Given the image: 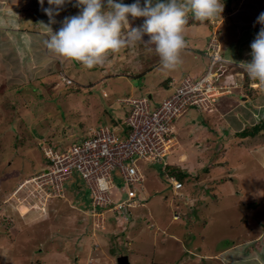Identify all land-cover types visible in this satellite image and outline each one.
Instances as JSON below:
<instances>
[{"label":"rangeland","instance_id":"rangeland-1","mask_svg":"<svg viewBox=\"0 0 264 264\" xmlns=\"http://www.w3.org/2000/svg\"><path fill=\"white\" fill-rule=\"evenodd\" d=\"M74 2L67 3L54 18L53 28L59 29L65 17L74 15ZM124 2L130 4L131 0ZM31 3L25 0L24 7L31 8ZM193 17L187 16L183 35H196L195 23L190 22ZM28 19L26 16L27 29L33 27ZM216 22L200 20L199 25L211 31ZM143 23L142 17H129V29L124 32ZM41 31L42 61H24L25 65L0 61V264H117L121 256H127L129 264H221L212 258L215 252L229 245L230 237L245 234L253 226L255 212L256 217L264 218V130L251 135L233 133L224 120L220 128H214L217 141H205L207 146L181 142L190 161L198 158L194 176L234 174V181L221 183L204 177L190 185L192 182H187L191 179L178 178L183 188L175 190L157 176L158 171L162 176V163L139 162L146 179L136 189L145 203L128 216L111 211L92 213L85 187L76 174L65 183L63 198L46 200L39 188L43 179H35L48 166L43 150L66 148L91 128L110 122L111 117L122 118L117 101L127 95L151 94L154 102L162 98L156 92L165 87L152 76L131 77L132 70L140 68L138 61L160 59L154 44L136 42L108 54L102 64L92 68L67 66V61L46 47L50 30L42 24ZM148 39L145 35L144 40ZM181 57L182 61L192 58L184 52ZM114 61L118 70L111 73ZM74 68L91 89L82 92L77 85L81 80L76 83L73 79ZM116 73L130 76L129 81L115 79ZM178 148L179 142L173 144L164 159L168 171L175 168L169 163L178 159ZM215 152L225 155L224 162ZM115 179L110 197L117 203L125 195L120 191L118 175ZM24 181L29 183L20 188ZM222 184L238 187L239 195L234 190L219 196L215 191ZM197 193L201 199H196ZM183 194H188V202ZM176 214L179 219L174 220Z\"/></svg>","mask_w":264,"mask_h":264},{"label":"crops","instance_id":"crops-1","mask_svg":"<svg viewBox=\"0 0 264 264\" xmlns=\"http://www.w3.org/2000/svg\"><path fill=\"white\" fill-rule=\"evenodd\" d=\"M20 2L22 6L19 4ZM24 2L25 0H0V61H17L18 65L22 63V65H25L24 61H42L41 43L43 41L41 40L40 34L42 32L41 23L46 22L44 18L49 22L54 32L57 30L53 28V24L55 23L50 24L49 17L43 11V8L49 7L47 0H45L43 5L39 3V0H31L32 7L27 9L24 7ZM248 2H250L249 5L246 4ZM223 3L224 11L222 13V18L218 17L215 19V21H217V26L215 28L212 25L214 28L212 27L211 31L215 30L220 33L218 35V44L221 48L220 55L228 63L225 75L218 81L219 85L224 87L226 91L210 110L199 111L190 108L178 119L174 126V143L178 145L179 142V153L178 159H176V161L172 160V162L169 163L170 167L172 165L175 167L173 168V172L170 171V174H172L178 182V178H183L184 181L186 179H191L187 182L189 183L191 181L192 183H190V185L204 179V177H206L208 181H215V179L212 178L214 176L210 173L205 174V176L201 178H198L199 176H194V173H197L194 170V162L198 161V158H194L190 161L182 150L181 142L188 141L195 145L198 143H200L199 145H206L205 141L208 143H213L214 140L217 141L219 137L217 134L216 136L213 135L214 128L216 130L220 128L219 126L224 120L227 121V127L229 126L233 133L235 132L238 134L245 131H254L255 128L264 125V83L251 79L244 67L240 64L241 62H249L251 60V43L262 27V25L257 23V18L261 12H264V0H226V2L224 1ZM245 4L247 8H245ZM73 5L71 11H75L74 15H76L78 14L79 8L75 6V2ZM249 7L250 10H247ZM26 16L29 17L28 21L33 23L32 28L29 27L27 29L25 26ZM56 20L57 19H55V21ZM199 24H195L193 27L194 33L197 30L195 33L196 35H184L186 47L182 52L192 57L189 58V61H182L183 59L181 57V63L177 68L175 70H168L162 67L160 59L156 61L152 57V61H138V65H140L139 70H132L134 75L131 76L132 79L143 75L144 77L152 76L155 81H158L159 85L165 87L162 89V92H156L158 96H162L158 101L155 100L152 102L153 95H147L151 100L152 108H155L163 99L168 98L174 91V88L180 85L185 78L197 79L205 73L208 65V59L205 53L210 43L212 33L210 29L207 30ZM208 27L210 28V26ZM222 27L224 28L221 29ZM184 31H187V29ZM48 50L53 53L50 49ZM60 58L62 61H67V66L73 65L80 67L82 65L80 62L74 61V63L73 60L63 57ZM117 67V61H114L112 67L114 70H112L111 73L118 70ZM159 68H162L166 73H163ZM71 72L76 83L83 79L78 68H74ZM244 74L247 79L246 84H244ZM115 76L118 77H114L117 80L125 79L128 82L130 79V76L123 77V75L119 73H116ZM77 85L81 88L82 92H84L83 89L88 90L87 87L91 89V85L87 86L84 84L83 80L77 83ZM131 90L132 89H129V91ZM127 94H129V92H127ZM129 96L136 98L143 97L142 94L137 96L129 94ZM199 120L200 123L198 124L197 121ZM214 145L218 146L219 144L214 143ZM215 153H217V156L219 155L218 159L222 158L221 162H224L223 158L225 155L222 153L219 154L218 152ZM197 168H199V166ZM141 172L145 180V174L142 170ZM214 175V178L218 179L221 183L226 182L228 179L231 181L233 178L236 179L234 174H231L233 177H230V175L226 176L227 174H225V176L222 174ZM157 176L165 182L164 176L163 174L161 176L160 171L157 172ZM180 183L182 187L178 190L183 188V182ZM234 190L238 191L236 194L239 195L238 187L222 184L215 192L219 196H223V193H233ZM156 191H158V189H156ZM198 193H200V191ZM198 193L196 199L200 198V194ZM186 195L188 194H183L184 201L188 202ZM249 205H247V208L251 207ZM185 206H187V203H185ZM258 206L257 209H259ZM254 214L255 218L252 220L253 223L251 222L253 226H249L245 234L239 232L233 237H230V240L228 242L226 241L230 244L226 245L224 248H219L212 256L214 260L220 261L221 264H264V228H260V225L264 227V218L256 217V212ZM261 215H264L263 211ZM172 218L174 220L179 219V215L176 214Z\"/></svg>","mask_w":264,"mask_h":264},{"label":"built area","instance_id":"built-area-1","mask_svg":"<svg viewBox=\"0 0 264 264\" xmlns=\"http://www.w3.org/2000/svg\"><path fill=\"white\" fill-rule=\"evenodd\" d=\"M219 34L215 31L211 35L206 50L209 60L206 72L197 79L185 78L155 108L146 96L121 99L123 116L119 121L91 128L66 148L43 150L48 166L35 179H43L39 188L46 200L63 198L65 183L76 174L88 191L92 213L102 215L111 211L128 216L132 209L145 203L136 189L144 182L139 162L162 163L164 179L175 190L180 189L182 184L165 169L164 159L175 144L176 121L190 108L211 109L226 91L218 84L222 63H225L220 56ZM116 175L122 182L120 191L125 195L117 203L110 197ZM28 183L24 181L19 187Z\"/></svg>","mask_w":264,"mask_h":264},{"label":"clouds","instance_id":"clouds-1","mask_svg":"<svg viewBox=\"0 0 264 264\" xmlns=\"http://www.w3.org/2000/svg\"><path fill=\"white\" fill-rule=\"evenodd\" d=\"M44 2L39 0L41 5ZM71 2L47 0L49 7L43 8V11L49 17L50 24L56 22L54 18ZM75 6L79 8L78 14L65 17L55 32L49 24H41L51 32L46 45L53 53L88 68L102 64L110 53L145 41L154 44L164 69L175 70L181 63V52L186 47L183 33L188 13L203 21L222 18L224 11L223 0H133L130 4L124 0H75ZM129 17H142L144 23L139 28L124 32L126 27L129 29ZM257 23L262 27L251 43V60L240 64L251 79L264 83V12L259 14ZM145 35L149 37L148 40H144ZM227 64L226 61L222 63L219 80L224 76Z\"/></svg>","mask_w":264,"mask_h":264},{"label":"trees","instance_id":"trees-1","mask_svg":"<svg viewBox=\"0 0 264 264\" xmlns=\"http://www.w3.org/2000/svg\"><path fill=\"white\" fill-rule=\"evenodd\" d=\"M133 2V0H131V3ZM182 2H186V0H182ZM190 14V15H189ZM189 14H188V16H193L192 15V13L191 12H189ZM206 21V20H205ZM190 22L191 23H195V24H199V22H200V20H198V19H196V18H192V20H190ZM244 77H245V80H244V84H246V75L244 74ZM117 101V100H116ZM118 102V101H117ZM118 105H119V108L121 109V110H123V108H122V106H121V104L120 103H118ZM117 121H119L118 120V118L116 117V116H114V117H111V121L110 122H112V123H114V122H117ZM261 130H264V125H262V126H260L259 128H255V130L254 131H245V132H243V133H241L242 135H245V134H253V132H255V131H261ZM80 181H81V179H80ZM86 196H87V201L89 202V204H90V199H88V191H86ZM90 210H91V207H90Z\"/></svg>","mask_w":264,"mask_h":264},{"label":"water","instance_id":"water-1","mask_svg":"<svg viewBox=\"0 0 264 264\" xmlns=\"http://www.w3.org/2000/svg\"><path fill=\"white\" fill-rule=\"evenodd\" d=\"M117 264H129V260L127 256H121L117 260Z\"/></svg>","mask_w":264,"mask_h":264}]
</instances>
